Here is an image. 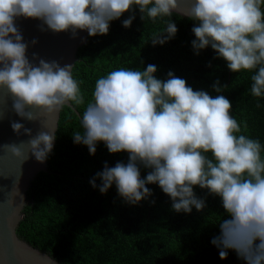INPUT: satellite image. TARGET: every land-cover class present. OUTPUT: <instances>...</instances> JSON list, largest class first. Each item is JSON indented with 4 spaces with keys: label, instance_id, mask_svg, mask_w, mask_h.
Instances as JSON below:
<instances>
[{
    "label": "clouds",
    "instance_id": "clouds-1",
    "mask_svg": "<svg viewBox=\"0 0 264 264\" xmlns=\"http://www.w3.org/2000/svg\"><path fill=\"white\" fill-rule=\"evenodd\" d=\"M134 5L141 19L146 13L155 20L171 16L177 0H0V88L10 93L16 114L33 121L36 109L51 114L69 102L84 103L72 65L29 60L28 45L15 25L17 17L40 19L48 29L70 30L73 36L77 30H86L89 36L106 35L110 21ZM186 15L198 21L191 42L196 54L210 45L232 72L255 69L250 91L254 97H264V0H193ZM134 19L130 15L123 26L130 27ZM177 31L170 21L151 42L162 45ZM156 71L152 64L144 70L119 68L96 80L93 100L81 116L83 133L73 132L74 143L87 145L94 155L102 141L110 153L127 151L129 159L114 167L105 162L90 184L104 194L115 183L118 194L136 204L152 195L146 185L156 183L171 198L172 209L185 213L206 206L193 186L207 189L221 198L229 217L221 220L220 234L211 240L220 259L233 250L244 264H264L261 142L240 134L241 123L231 114L232 103L224 95L193 90L171 71L167 80L158 79ZM212 87L222 91L219 81ZM11 127L17 134L23 129L31 136V129L22 123L12 122ZM54 139V132L40 131L26 143L35 159L44 162ZM2 146L21 155L15 143ZM140 164L152 169L144 178ZM96 178L101 180L99 186Z\"/></svg>",
    "mask_w": 264,
    "mask_h": 264
},
{
    "label": "trees",
    "instance_id": "trees-1",
    "mask_svg": "<svg viewBox=\"0 0 264 264\" xmlns=\"http://www.w3.org/2000/svg\"><path fill=\"white\" fill-rule=\"evenodd\" d=\"M135 19L125 28L122 21ZM138 6L110 21L106 35L88 36L77 52L72 76L80 84L84 103L75 105L82 115L93 100L98 78L119 68L144 70L157 67L154 75L167 80L171 71L186 80L193 90L209 95H224L232 103L231 114L241 123V133L258 139L264 158V97L251 94L252 71L232 72L227 62L208 47L196 54L192 28L198 25L177 12L152 20ZM174 21L177 33L164 44L153 45L154 35L166 30ZM219 81L222 91L213 84ZM226 86V87H224ZM81 119L69 106L61 112L56 143L48 155V171H41L27 191V204L17 234L35 247L46 251L64 264H244L233 250L220 259L219 250L211 243L220 234V222L229 218L219 196L193 186L206 206L193 207L191 213L176 212L172 200L158 184H147L152 195L136 204L126 202L115 183L102 194L90 180L107 162H128L129 153H110L104 142L96 145L94 155L87 145L74 143L73 132L83 133ZM247 125L246 129L244 125ZM207 155L211 156V153ZM140 167L141 178L152 169ZM97 186L101 180L96 178Z\"/></svg>",
    "mask_w": 264,
    "mask_h": 264
},
{
    "label": "water",
    "instance_id": "water-1",
    "mask_svg": "<svg viewBox=\"0 0 264 264\" xmlns=\"http://www.w3.org/2000/svg\"><path fill=\"white\" fill-rule=\"evenodd\" d=\"M192 3L193 0H177L174 12L187 16ZM15 25L22 34L23 42L28 45L26 55L31 62L38 64L39 59H44L56 61L61 66L72 65L73 73L78 60L77 52L88 40L86 30H77L75 36L70 30L54 32L42 20L23 16L15 19ZM33 41L36 42L33 44ZM65 106L74 110L81 119L82 115L72 102ZM61 112L62 109L49 114L36 109V120L29 121L16 114L12 109L10 93L6 88H0V264H64L17 234L27 204V191L39 172L48 171V160L37 161L26 142L40 131H47L54 132L55 144ZM12 122L22 123L31 129V136L23 133V129L21 134L14 132ZM12 143L20 148V156L2 146Z\"/></svg>",
    "mask_w": 264,
    "mask_h": 264
}]
</instances>
